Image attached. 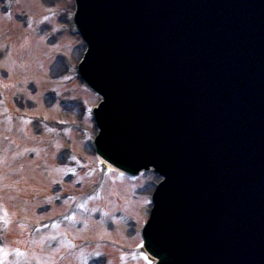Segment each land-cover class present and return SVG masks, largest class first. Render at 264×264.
<instances>
[{
	"label": "rangeland",
	"instance_id": "rangeland-1",
	"mask_svg": "<svg viewBox=\"0 0 264 264\" xmlns=\"http://www.w3.org/2000/svg\"><path fill=\"white\" fill-rule=\"evenodd\" d=\"M1 7L0 2V84L4 86L1 88L0 98L6 97L5 99L6 101L9 100L10 106H13L19 113L25 112L38 116L39 119L36 121H41V118L45 117L49 122L45 123L48 126L45 127L44 136L39 137L34 143L27 144L28 142L22 133L24 129H28L19 121L10 124V128L5 126L7 117L0 110V115L4 116L0 118V150L1 148L5 150L3 158L6 157L1 160L7 162L0 170V174L4 178L0 181V241L3 242V245L0 244V254L5 247H14L13 249L17 253L22 254L21 251L24 250L26 254L27 258L22 264H90L91 258L98 255L97 252L95 254L91 252L81 253L74 259L70 258L66 261L51 260L50 254L57 252V248L61 251L64 250L62 256L65 257L66 249L70 243L65 242L64 238L65 234H68L73 241L77 242V245H82L88 240L101 242L102 239H105L119 242L122 245L120 246L121 255L126 257L127 252L131 251L129 248L132 249L140 244L138 237L140 229L137 232H132L136 227L129 223L131 221L128 216L135 215L139 220L141 219V222H146L149 209L147 201L149 193L153 190L152 184L156 182L152 177H143L139 185L124 181L117 185L112 181L106 183L105 192L109 201L104 202L102 206L105 205L109 209L112 217L111 219L108 218L103 226L96 224L95 221L96 214L102 208L95 209L90 205H84L87 195H76L73 190L68 192V201L64 206L52 201V215L42 217L37 214L40 206L49 204V200L53 196L52 191L56 188L57 183L63 181L65 167H62L60 162V152L63 153L69 143L77 153L86 156L89 161L87 168L97 164L93 158V153L87 148V144L92 141L94 133L92 122L90 119L87 120V114L84 113V103L96 105L98 99L92 98L81 88L75 75V86L70 85L61 96V99L65 98L62 105L61 103L54 105L55 103L50 102L47 98L50 93L48 88L56 76L55 71L59 66H62L63 70H58V75L67 70V67L58 62L59 56L53 55L56 53H53L55 49L63 50L65 47L59 46L52 49L51 44L58 41V43L62 42L68 46L70 41L73 42L70 38L72 2L69 0H16L15 10L23 16L26 13H32L35 18L49 14L54 15L56 20L53 24L44 22L33 34L30 33L32 31H23L20 26L28 19L20 17L19 22L11 25L10 19L3 16ZM59 17L60 21L58 20ZM61 20L69 21V25L67 23L62 24ZM57 24H61L59 28L55 26ZM78 41L74 39L73 48L68 53L70 65L73 68L81 56V42ZM57 64L59 65L57 66ZM63 79L68 81V84H72V79H69L67 75H64ZM0 108L3 109L2 106ZM30 109L32 110L30 111ZM86 126L91 130L92 135L88 134L89 137L83 139L76 132V128L79 127L83 130ZM29 134L36 135L34 124L30 126ZM4 135L10 136L14 144H7L2 138ZM19 145L23 147L20 149ZM75 163L79 171L85 169L83 165L85 162ZM92 174L93 172H90L87 178L91 177ZM113 178L117 179L115 176ZM16 184L18 190H15ZM102 188L100 186L98 190L102 191ZM82 191L86 192V190ZM71 195H76V197L73 198ZM76 203L78 206L73 208ZM74 210L75 213L77 210L80 211L77 215L85 214L86 217L81 218L83 226L80 229L77 226L78 221L69 222L68 225H62L59 229V225L55 226L53 223L54 227L51 228L50 232L39 233L34 239H30L28 229L18 227L16 223L11 224V219L22 218L29 222L41 224L45 219H56L67 212L70 214ZM44 211L42 209L41 213ZM60 221L61 219L57 220V222ZM109 232H113V234ZM96 247L105 249L106 245L103 243ZM96 247L91 246L90 248L94 251ZM114 248L119 249L117 246ZM102 252L105 253L106 250ZM53 255L56 258V254ZM3 261L5 260L0 258V264H3ZM6 261L8 264H16L12 260ZM108 264H118V258L112 255L111 262L109 261ZM122 264L144 263L140 260L132 262L128 258Z\"/></svg>",
	"mask_w": 264,
	"mask_h": 264
},
{
	"label": "water",
	"instance_id": "water-1",
	"mask_svg": "<svg viewBox=\"0 0 264 264\" xmlns=\"http://www.w3.org/2000/svg\"><path fill=\"white\" fill-rule=\"evenodd\" d=\"M228 1L229 0H157V1L153 0V2L155 3V5H154L155 10H156V7L165 9V14L163 15V21L160 20L157 24L159 26V29H157V33H156L157 35L161 34L160 31L162 30V28L164 30V27L168 26L167 24L169 22H172L171 24L176 22V18L178 17V15L179 16L181 15V17H179V20L182 18H186L190 14L191 19L195 18V20H196L197 16H199L202 24L203 23H212V26L209 27L210 29H208L206 32H202L203 33L202 36H199V34H197V41H211V43H207V45L205 47H203L202 51H200L197 54H194L193 52H191V48L188 45L189 43H184L183 47H185V49L188 47V51H190V52H188L187 54L193 56V61L199 60V61H197V65L199 63H202V64L204 63L202 65V67L205 66V64L209 65L210 63H215L216 57L222 56L225 59L224 66L227 64L229 66V68L226 69L225 72L222 69V73H221L222 79L221 80L224 83L227 80L226 85L224 87V90H226V92L231 95L232 94L231 90L235 86L233 84L234 80L229 81L228 76H229L230 68L233 65L236 68H238L239 78H244L247 73H249V75H257V76H258V74L264 75V71H262L260 69L258 70V65L260 63H257L258 61L264 62V59L260 58V56H264V29H263L264 28V0H233V1L231 0L232 2L228 5L229 7L227 6L228 8H226V10H231V11H226V10L222 11L221 10V4L223 2H228ZM242 5H243V8L241 7ZM193 7H196V8H193ZM191 11H192V13H191ZM92 12H93L92 7L89 6L88 3L86 2L83 17L86 19H91L92 18ZM153 13H154V11H153ZM212 13H213V15H212ZM201 14H204V16L203 15L201 16ZM191 19L189 18V25L191 24V26H192L193 23H191L192 22ZM109 21H110V19H109ZM109 21H107V24L105 25V27L108 26V28H111ZM115 22L117 23L118 21H115ZM121 23H122V27H121L122 29L116 30L117 34L116 35L114 34L115 37L113 40H115V42H117L118 39H119V41L121 39V42L123 40V47L127 48V51H125V53H123V54L128 55V52L130 53V50L132 49V47L135 48L136 44L140 41L139 38L141 36H139V35L144 31V27L142 28V25H141V27H139V31H137V33H133V34H135V36H137V38H135V40L133 42H131V44H130V43H128L129 41H127L125 39V36L129 33V30H130L129 24L124 23V22H121ZM201 23H199V24H201ZM131 25H132V23H131ZM145 25H146V23H145ZM99 27H100L99 22H97V21L92 22V29L93 30L91 32L94 34V32H96V30ZM133 29H134V27H133ZM197 32H198V28H197L195 33H197ZM118 33H120L121 36H119ZM171 34H172L171 39L173 41L175 34H173V33H171ZM194 34H193V36H194ZM213 35H215V36L212 38ZM191 39H192V37H191ZM191 39H189V42ZM177 43H178V41H177ZM257 43L258 44L263 43V44L256 46ZM128 44H129V47H131V49H129V47H127ZM175 45H176V43H175ZM128 49H129V51H128ZM173 49H174V47H173ZM173 49H171V50H173ZM185 49H183V53H184ZM104 51L107 54L109 53V51L107 49H105ZM113 51L115 53L116 49ZM150 51H151L150 47H147V49H145V53L146 52L150 53ZM170 52L171 51H169V54H170ZM149 53H147V57H148ZM183 53H181V55ZM127 55H125V58ZM147 57H145V58H147ZM142 58H143V55H141V59H139V62L142 60ZM168 58H169V55H167V59ZM179 58H180V56H179ZM151 59H149V61H147V65H145V67L149 65V67H147V68L159 69V71H157V73L160 71L163 73H168L169 75H167V78L168 77L170 78V80L168 81L169 86L174 90V93L169 95V97L171 99V105L168 104V106L164 105L162 103L161 104H159V103L152 104V102H151V104L141 103L142 101H140L141 99H139V103H141L140 104L141 108L139 109L140 110L139 114L143 117H152V119H154V120H157L158 119L157 117H161V121H163L164 126L162 124H159V127H158V125H156V123L153 122L154 123V126L152 128L153 133H156L158 135H162L163 138H166L165 142H169L170 145L171 144L173 145L172 147H170V150L173 152L171 154L172 157L176 156L177 155L176 153H178L181 155V157L185 158L186 155H185L184 149L186 148V146H185V144L182 146V141H181L182 135H181L180 128L185 126V121H189L190 117H204V114L206 113V109H200V111H195V109L193 110L190 108L186 109V107H185L186 105L184 106V105H182V103L178 102L179 101L178 99H181V97H182V99L185 100L184 101L185 103H187V104L192 103L191 101H187V100L189 98L190 99L193 98L196 95V91H191V86L194 87V85H195V78H196L195 72L191 71L190 79L187 77V80H191V82L188 81V83H187V81H185V84H182L183 81H181V79H180L181 75H180L179 79H173L172 75H170L176 64L171 65V63H170L168 67L162 68V67H159V65L161 63V59L158 63H156V62L153 63V61H151ZM167 59H165V60H167ZM108 62H110V61H107V64H108ZM164 62L165 61H163V66L166 64ZM142 65L143 64L141 63V65H139V68ZM152 65H153V67H151ZM167 65H168V63H167ZM172 66H173V69H171ZM263 66H264V63H263ZM207 67L210 68L209 66H207ZM203 69H205V67ZM206 72L207 71L203 70L198 75L202 79H205L206 78V76H205ZM113 76H115V75H113ZM261 77L262 76H260V78ZM137 80H138V77L136 79L133 75L132 81L136 82ZM182 80H184V79H182ZM165 81H163V83H165ZM243 81H244V79H243ZM214 84L216 85V80L214 81ZM136 88L137 87H135V89ZM255 88H257V87H255ZM258 88H259L258 90H255L252 87H244V90L246 92H244L243 93L244 95H242L241 97L248 98V99H251V98L260 99V101H262V103H263V109H264V99L263 98L261 99V97H259V90L260 89L262 91V95H264V83L260 84L258 86ZM126 98L127 97H125V92L123 91V96L121 95V99H119V101H117V105H115V107H118V108L114 109L115 111L118 109L120 110L122 105L128 106V101H127V103H125ZM207 98L209 99V102H213V101L218 102L220 100L219 97L213 96V90L208 91ZM116 100L117 99L115 98V102H116ZM129 100H130V97H129ZM222 103L224 104L223 106H225V105L229 106L232 102L229 98H227ZM179 104L181 105V108H180ZM247 104H250V101H247ZM140 105L137 104V110H138ZM211 105H214V104H211ZM124 108L125 107H123V109ZM122 112H124V111L121 110V113H119V114H117L118 113V111H117V113H114L115 115H109V118L107 117V123L108 124L105 122V124L109 127L113 125V127H111V128H114V125L116 126V124H117L118 128L114 132L116 133L119 131V136L121 135V132L125 128V125L127 122V121H125V125H123V129H121L122 122L120 121V119H122V117H129V119L133 117L132 116L133 113H129V114H127V116H124V115H122ZM211 114H214V113L211 112ZM208 118H209V116H208ZM189 122H192V120H190ZM186 126H187V129H190L188 125H186ZM136 128L137 127H135V129ZM120 129H121V131H120ZM127 131H128V129H127ZM133 133H134V131H133ZM133 133H131V136L133 135ZM122 136L124 137L123 134H122ZM257 137L258 136L253 137V135H251V137H249V138H252L251 151L254 148L260 149L256 145H254L255 143H253V142H255V139ZM258 144L263 146L264 145L263 139L258 140ZM161 146L167 147L166 143H165V145L162 143ZM241 148H244V147L242 146ZM166 149L167 148H165V150ZM222 216L227 218V217H229V214L228 213H222ZM239 223H241V222H239ZM236 228L239 229V232L227 231L228 233L225 234L227 240L229 242H231L233 239H235L232 243L239 241V249H241V255H243V253L247 252L246 249H247L249 244L250 245L255 244V248L256 247L260 248V251H257V253H262V254H258L257 257H254L253 262H255V264H264V239L263 238H258V239L256 238V237L260 236V231L258 229H256L254 227V225L253 226H246L244 223H243V225H240V224L236 225ZM237 233H239V237L236 235ZM250 237L251 238L255 237V239H254L255 241L249 240ZM257 241L259 242V244L257 243Z\"/></svg>",
	"mask_w": 264,
	"mask_h": 264
},
{
	"label": "bare ground",
	"instance_id": "bare-ground-1",
	"mask_svg": "<svg viewBox=\"0 0 264 264\" xmlns=\"http://www.w3.org/2000/svg\"><path fill=\"white\" fill-rule=\"evenodd\" d=\"M61 69V68H60ZM58 70H59V67H58Z\"/></svg>",
	"mask_w": 264,
	"mask_h": 264
}]
</instances>
